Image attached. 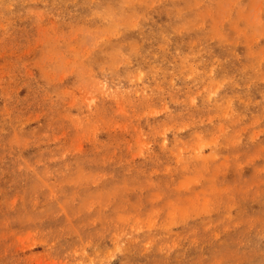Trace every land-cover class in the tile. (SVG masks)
Wrapping results in <instances>:
<instances>
[{
  "label": "rangeland",
  "instance_id": "1",
  "mask_svg": "<svg viewBox=\"0 0 264 264\" xmlns=\"http://www.w3.org/2000/svg\"><path fill=\"white\" fill-rule=\"evenodd\" d=\"M0 264H264V0H0Z\"/></svg>",
  "mask_w": 264,
  "mask_h": 264
}]
</instances>
